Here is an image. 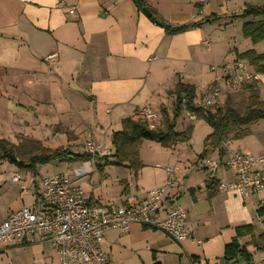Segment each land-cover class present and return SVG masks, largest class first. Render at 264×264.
Instances as JSON below:
<instances>
[{
    "label": "crops",
    "instance_id": "0c3cea01",
    "mask_svg": "<svg viewBox=\"0 0 264 264\" xmlns=\"http://www.w3.org/2000/svg\"><path fill=\"white\" fill-rule=\"evenodd\" d=\"M142 1L144 6L140 10L132 0H0V141L17 146L29 137L44 145L52 142V150L65 145L66 149L82 146L81 153H85L84 145L90 141L102 156L110 155L112 134L121 129L123 119L133 117L141 107L149 106L157 112V126L171 118L170 92L178 82L193 86L195 98L200 91H207L219 77L207 73L206 69L205 61L214 60L216 52L207 38L208 28L210 32L215 28L225 30L228 34L224 35V41L235 45L229 30L236 26L241 31V26L251 21L239 17L245 6L264 4V0ZM59 2L62 7H56ZM70 8L75 9L73 14H69ZM143 8L150 17L151 10L170 26L203 22L209 16L212 21L169 35L147 17ZM263 42L252 44V49L244 51L232 45L228 54L232 55V61L237 60L235 52L252 50L262 54ZM50 55H56L53 61L47 60ZM256 84L259 101L264 102V74H260ZM183 115L186 123H190ZM259 124L264 125L259 121L249 127L246 137L229 141L223 159L235 153H264V147L257 146L253 138V128ZM232 144L238 148H232ZM152 146L155 145L147 141L142 143L139 150L142 168L135 178L132 171L123 168L128 172L127 177L114 179V183L123 186L118 187L119 194L100 192L101 196L96 199L86 193L102 205L134 206L144 202L150 191L165 182V168L173 165L179 170L177 186L166 198L186 211L191 238L173 242L161 231L132 225L124 233L106 232L101 251L110 264H121L117 251L133 247L134 254L139 255L140 248L136 246L144 242L149 257L140 264H217L218 259H223L224 247L234 238L235 228L254 225L256 210L263 204L262 193L244 200L219 192V184L233 179L225 170L209 174L203 169L205 175L199 177L180 173L178 163L186 157L188 147L183 143L164 148L166 153L173 150L177 155L160 167L161 162L147 154ZM210 155L216 157V153ZM39 166L42 170L46 165ZM107 167L100 172L96 169L103 179L109 175L105 173L110 168ZM40 171L37 168L34 188L31 193L27 192L30 199L23 208L33 205L41 178L49 176H42ZM210 178L218 186L214 185L212 192H216L208 197L205 182ZM3 184L0 181V198L11 189ZM106 189L104 185V193ZM20 190L27 191V188L23 186ZM39 237L34 236L24 245L0 246V264H60L56 251L45 247ZM240 243L251 256L250 264L254 263L247 247L249 237L242 238Z\"/></svg>",
    "mask_w": 264,
    "mask_h": 264
},
{
    "label": "built area",
    "instance_id": "2783aa9c",
    "mask_svg": "<svg viewBox=\"0 0 264 264\" xmlns=\"http://www.w3.org/2000/svg\"><path fill=\"white\" fill-rule=\"evenodd\" d=\"M206 1L203 0V3ZM62 6L59 2L56 7ZM74 11L70 8L69 14ZM55 57L52 55L48 59ZM217 70L220 71L219 77L204 92L202 99L195 102L202 115L219 103L218 82L221 77L236 85L251 84L260 77L245 61L235 60L210 68L212 72ZM181 103L183 107L185 100L182 99ZM184 114L190 123L196 121L194 115ZM135 115L144 120L150 129L156 128L153 121L158 116L149 106L141 107ZM84 151L91 157L78 168H73L71 177L52 175L41 178L34 193L33 205L10 213L0 223V246L28 244L37 235L45 247L56 251L60 264H110L100 244L104 234L111 230L124 233L130 226L137 225L161 231L178 243L191 238L186 211L175 206L174 201L167 202L166 198L177 186L179 170L176 167L165 168V182L150 191L144 202L134 206L102 205L86 193L81 181L96 166L94 156L101 155L100 149L88 141ZM201 167L209 174L218 170L231 173V182L219 184L217 189L221 193L249 200L264 192V153H235L222 160L204 157ZM19 180L18 176L12 179L14 183ZM20 188L23 189V186ZM164 203L166 208H163ZM260 262L264 264V255Z\"/></svg>",
    "mask_w": 264,
    "mask_h": 264
},
{
    "label": "trees",
    "instance_id": "16d2710c",
    "mask_svg": "<svg viewBox=\"0 0 264 264\" xmlns=\"http://www.w3.org/2000/svg\"><path fill=\"white\" fill-rule=\"evenodd\" d=\"M138 9L144 6L143 1L140 0L137 5ZM152 13L150 20L159 26H162L169 35L180 34L190 29L199 28L203 23L212 21V16L206 18L203 22L188 23L181 26H170L164 24L159 17ZM242 19H251L241 26V35L244 39H249L252 44L264 41V4L260 6L246 5L242 13L239 15ZM237 61H247L248 65L257 74H264V53L257 54L254 51H246L241 54L235 52ZM256 83V82H253ZM251 83V84H253ZM248 85V84H243ZM251 89V106H248L243 114L225 103L223 107L215 105L214 110L210 109L206 115H202L199 108L195 107V88L193 86L178 82L174 89L170 92L173 97V112L171 119L166 120L165 125L159 129H150L148 124L139 118L133 117L125 118L121 121V129L114 132L111 136L112 153L108 156L99 157L95 155L96 162H103V165H96V169L100 172L107 166H117L125 168L133 172L134 178L141 170L142 165L139 158V149L143 142H155L163 148H173L177 144L186 143L190 139L192 125H189L182 132H175L176 118L187 112L194 115L196 121L200 120L206 123L210 128V133L204 139L203 150L199 155V159H203L207 154L217 151V158L222 160L226 155V145L229 141L240 140L248 135L249 127L256 125L260 120H264V103L258 100V93L256 89ZM185 100V104L181 100ZM220 103V102H219ZM165 118L164 112H162ZM231 135V138L228 136ZM21 146L12 145L6 141H0V162L7 161L15 164L19 168H24L32 172L34 178L37 176V166L47 165L53 161L58 162H84L90 159L88 153L76 154L68 149L50 150L46 147L39 146L36 141L31 142V146L27 149L28 158L18 160L17 155L21 157L23 154L19 153ZM8 155H12L16 160H9ZM25 156V155H24ZM111 161H108V159ZM215 180L210 178L205 182V189L208 192V197H211L216 191L214 190ZM258 217L264 216V205H259L256 210ZM249 237L250 244L257 246V242L264 244V234L255 235L252 225H244L235 228V236L229 244L224 247L223 259L226 264H237L238 260H243L246 264H250L251 256L246 251L244 245L240 243L242 238ZM258 250H264L263 247H256Z\"/></svg>",
    "mask_w": 264,
    "mask_h": 264
},
{
    "label": "rangeland",
    "instance_id": "374dc122",
    "mask_svg": "<svg viewBox=\"0 0 264 264\" xmlns=\"http://www.w3.org/2000/svg\"><path fill=\"white\" fill-rule=\"evenodd\" d=\"M209 27V26H207ZM216 30H209L208 28V32H207V38L211 41V48L213 47L215 52V59L211 60V62H209L208 60L205 61L206 64H208V67L206 66L207 69V73H210L212 75H217V77L220 75V71H210L211 67H218L220 66V64H223L224 61H228V63L232 62V55L228 54V50L230 47H232L233 44H227V41H224V35L228 34V33H224L225 30L221 29L218 30L217 28H215ZM229 35L230 36H234V40H235V45L234 47L238 48L241 51L244 50H249L252 49V43L249 41V39H244L241 35V31L240 29H238L236 26L231 28L229 30ZM264 45V42H263ZM52 56V55H50ZM48 56V57H50ZM48 61H53V59H48ZM222 79L218 82V89L220 91V99L219 102L217 104L218 107L216 108H220L223 107V105L225 103H228L230 106H232L234 109H236L239 114H243L246 110V108L248 106L252 105V101H251V89L249 88V86L252 87V89H254L257 86V90L255 92H259L258 90V85L256 83L253 84H248V85H236L233 84L229 81H227V79H225L224 77H221ZM204 90L200 91L199 96L197 98H195V102H198L200 99H202L203 95H204ZM260 99V95L258 93V100ZM264 103V102H263ZM214 110V108L212 109V111ZM154 111V110H153ZM155 113H157L156 111H154ZM158 116V115H157ZM172 116V114H171ZM158 119V117H157ZM157 119L155 121H153V123L157 122ZM171 119V118H170ZM165 122L162 123L161 125L156 123V128L161 129L164 125ZM260 123H264V120H260ZM190 125V123H186V120L184 118V115L181 114L179 115L176 120H175V132L180 133L182 132L185 128H187ZM43 127V125H42ZM41 127V128H42ZM185 127V128H184ZM253 138L256 139V141L258 142L257 146H261L264 147V125L263 124H259V126H254L253 128ZM43 131V130H42ZM210 128L209 126L202 122L199 121L196 125L192 126V130H191V134H190V138L191 140L189 141V143H183L186 144V146H188L187 152H186V157L185 158H181L180 162L178 163V166L181 168L182 172L180 173H185L187 172L188 174L191 175H197L196 177L205 175L203 168L201 167V160L199 159V155L201 153V151L203 150V145H204V139L205 137L210 133ZM234 133H231L228 138H231V135H233ZM259 139V140H258ZM33 140L30 139L29 137H25L24 139L21 140V142L18 144L21 146L19 153L23 154V156L21 157L20 155H17V159L19 160H23L25 161L28 158V154H27V149L28 147L31 146V142ZM153 148L148 149L147 150V154L148 156H154L156 157V159H158L160 163V167L164 166L161 164H167V162H171L169 159L170 158H175V156L177 155L176 152H173V150H169L167 153L165 151V149L163 147H161L159 144L155 143V142H150ZM182 144V143H180ZM39 146L41 147H46L50 150H52V142L49 143L48 145H44L42 143L39 142ZM142 146V145H141ZM256 146V147H257ZM80 148H82V146H79ZM79 147H74V146H68V149L71 150V152H76V154H81V152L79 151ZM232 148L237 149L238 147H234V145H231ZM62 149H66V145L61 147ZM109 148V146H108ZM141 148V147H140ZM164 149V150H163ZM234 149V150H235ZM140 150V149H139ZM233 150V149H232ZM144 151L141 153L143 154ZM212 153H216V157L213 155H210ZM171 154V155H170ZM25 155V156H24ZM102 156V155H100ZM99 156V157H100ZM232 154H230L229 156L226 157H231ZM205 157H209L212 159H218L217 158V151H213L209 154H207ZM16 160V159H15ZM112 162V160H111ZM80 162H52L49 163L48 165L44 166V168L41 170V167L38 165L37 168L40 171V174L42 176L45 175H64V176H69L71 177V172L74 168L75 165H77ZM173 164V163H170ZM110 168L105 172L109 175H105V179H103V176L100 175L97 170H96V166L93 167V173L89 174L87 176H85L84 178L81 179L82 181V186L83 188L86 190V192L88 194H90L91 196H94L96 199L98 198V196L100 195V192L104 194H111L113 195L114 193L119 194V190L118 187L120 186V188H122L123 186L120 183H114V179H120L123 177H127L128 172L124 171L123 168L117 167V166H109ZM169 167H173L169 166ZM108 168V167H107ZM202 169V170H201ZM18 175L20 178L19 182L14 183L12 181L13 177ZM41 175L38 176L41 177ZM37 178V179H38ZM133 179V178H132ZM104 180V181H102ZM0 181H3V186H9L11 187L10 190L5 191V194L0 198V220L7 216V214L15 212L17 210H20L23 208V206L27 205L30 199V194H28L27 192L31 193L32 189L34 188V176L32 174V172H30L27 169L24 168H19L17 167L15 164H11L7 161H2L1 165H0ZM80 182V181H79ZM101 182V184H100ZM99 183V184H98ZM104 185L106 186V193H104L103 191V187ZM25 186V188H27V191H21L20 187ZM31 190V191H30ZM119 190V191H118ZM95 194H93V193ZM99 193V194H98ZM260 196V195H259ZM257 196V197H259ZM261 197L263 198L262 202L264 205V192H262ZM103 198H105L103 196ZM24 202V203H23ZM253 228H254V232L255 235H259V234H264V216L262 217H258L254 218L253 221ZM112 235V234H111ZM174 242V241H173ZM263 244V243H262ZM261 243H258L257 245L259 247L262 246ZM264 245V244H263ZM137 249H139V255H135V250L133 249V247H131L129 249V247H127V249L123 250H119L117 251V256L118 258L122 261L121 264H140L141 260L143 262L146 261V259H148L149 254L148 252H146V246L144 244V242H140L139 246H136ZM250 250V253L252 255V262L254 261V263L251 264H261L259 262V258L263 257V253L264 250L262 248V250H258L256 248V246L254 244H249L247 246ZM262 255V256H261ZM138 256H141L138 258ZM141 258V259H140ZM149 261V260H148ZM219 261V259H218ZM218 264V262H217ZM237 264H246L243 260H238Z\"/></svg>",
    "mask_w": 264,
    "mask_h": 264
},
{
    "label": "water",
    "instance_id": "95a60500",
    "mask_svg": "<svg viewBox=\"0 0 264 264\" xmlns=\"http://www.w3.org/2000/svg\"><path fill=\"white\" fill-rule=\"evenodd\" d=\"M134 3H138L139 0H132ZM143 12L147 15V17H150V13H148V11L146 9L143 8ZM7 158L9 160H15V158L12 155H8ZM218 264H225L224 259L220 258L218 261Z\"/></svg>",
    "mask_w": 264,
    "mask_h": 264
}]
</instances>
